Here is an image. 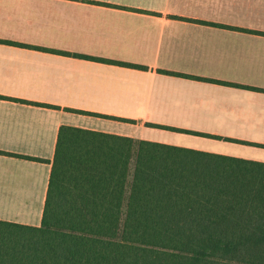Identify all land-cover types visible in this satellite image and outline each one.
I'll list each match as a JSON object with an SVG mask.
<instances>
[{
    "label": "crops",
    "instance_id": "0c3cea01",
    "mask_svg": "<svg viewBox=\"0 0 264 264\" xmlns=\"http://www.w3.org/2000/svg\"><path fill=\"white\" fill-rule=\"evenodd\" d=\"M0 40L2 220L41 224L62 125L264 162L263 146L147 125L264 145V91L158 71L264 88V0H0Z\"/></svg>",
    "mask_w": 264,
    "mask_h": 264
},
{
    "label": "trees",
    "instance_id": "16d2710c",
    "mask_svg": "<svg viewBox=\"0 0 264 264\" xmlns=\"http://www.w3.org/2000/svg\"><path fill=\"white\" fill-rule=\"evenodd\" d=\"M64 53L147 69L136 63ZM0 264H264V162L62 125L41 224L0 219Z\"/></svg>",
    "mask_w": 264,
    "mask_h": 264
},
{
    "label": "rangeland",
    "instance_id": "374dc122",
    "mask_svg": "<svg viewBox=\"0 0 264 264\" xmlns=\"http://www.w3.org/2000/svg\"><path fill=\"white\" fill-rule=\"evenodd\" d=\"M249 150H254V153L257 152V151H258V152H264L263 149L250 148ZM239 153L242 154V155H251L250 152H247V151L239 152ZM252 155H253V154H252ZM254 155H256V154H254ZM256 156H257V155H256Z\"/></svg>",
    "mask_w": 264,
    "mask_h": 264
}]
</instances>
